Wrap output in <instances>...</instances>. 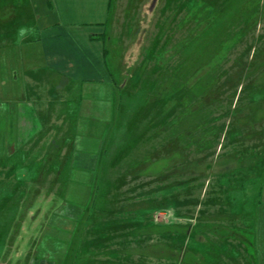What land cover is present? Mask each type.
<instances>
[{
    "label": "rangeland",
    "instance_id": "rangeland-1",
    "mask_svg": "<svg viewBox=\"0 0 264 264\" xmlns=\"http://www.w3.org/2000/svg\"><path fill=\"white\" fill-rule=\"evenodd\" d=\"M103 36L116 127L75 264H264V0H112ZM36 79L27 87L66 119L61 83ZM37 151L49 178L0 174V202L24 205L4 211L21 235L60 186L53 149Z\"/></svg>",
    "mask_w": 264,
    "mask_h": 264
},
{
    "label": "crops",
    "instance_id": "crops-1",
    "mask_svg": "<svg viewBox=\"0 0 264 264\" xmlns=\"http://www.w3.org/2000/svg\"><path fill=\"white\" fill-rule=\"evenodd\" d=\"M111 7L112 0H0V174L49 178L35 165L48 161L40 146L46 154L53 149L52 173L60 185L50 214L32 234H17L15 220L7 219L12 213L4 212L22 210L23 203L9 209V200L1 198L0 264H75L79 231L106 171L116 127L117 93L102 40ZM36 73L61 83L66 119L27 87ZM74 187L88 199L67 200ZM255 244L257 258H264V202Z\"/></svg>",
    "mask_w": 264,
    "mask_h": 264
},
{
    "label": "trees",
    "instance_id": "trees-1",
    "mask_svg": "<svg viewBox=\"0 0 264 264\" xmlns=\"http://www.w3.org/2000/svg\"><path fill=\"white\" fill-rule=\"evenodd\" d=\"M102 40L104 41V36H102ZM104 54H105V51H104Z\"/></svg>",
    "mask_w": 264,
    "mask_h": 264
}]
</instances>
